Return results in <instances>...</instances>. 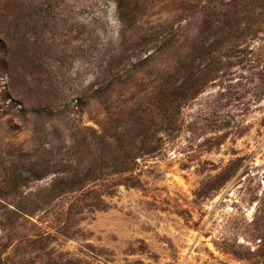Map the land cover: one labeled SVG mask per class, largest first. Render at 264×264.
Wrapping results in <instances>:
<instances>
[{
  "label": "rangeland",
  "instance_id": "374dc122",
  "mask_svg": "<svg viewBox=\"0 0 264 264\" xmlns=\"http://www.w3.org/2000/svg\"><path fill=\"white\" fill-rule=\"evenodd\" d=\"M0 264H264V0H0Z\"/></svg>",
  "mask_w": 264,
  "mask_h": 264
}]
</instances>
